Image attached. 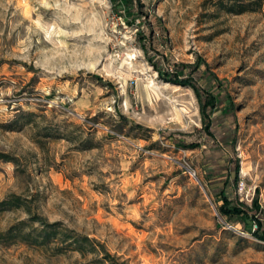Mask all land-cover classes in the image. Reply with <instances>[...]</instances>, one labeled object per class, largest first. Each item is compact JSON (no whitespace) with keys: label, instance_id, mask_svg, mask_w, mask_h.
<instances>
[{"label":"rangeland","instance_id":"374dc122","mask_svg":"<svg viewBox=\"0 0 264 264\" xmlns=\"http://www.w3.org/2000/svg\"><path fill=\"white\" fill-rule=\"evenodd\" d=\"M13 197L0 264H264V4L0 0ZM35 215L97 249L40 242Z\"/></svg>","mask_w":264,"mask_h":264},{"label":"trees","instance_id":"16d2710c","mask_svg":"<svg viewBox=\"0 0 264 264\" xmlns=\"http://www.w3.org/2000/svg\"><path fill=\"white\" fill-rule=\"evenodd\" d=\"M220 4L221 7L224 8L227 12L238 14L246 11L260 10L264 4V0H220ZM158 71L161 75H164V72L161 69H158ZM169 80L179 81L182 83L187 81V79H178L172 76L169 77ZM21 202L22 201L20 197H13L1 201L0 205L21 207L23 206ZM235 210L241 212L238 208H236ZM32 220H37L41 224V227H39V236L41 237L40 242L42 243H47L54 238L55 241L61 243L64 242L67 248L79 251L82 254H86L87 252H93L97 249L95 239L63 225L60 221L50 222L47 220L46 217L42 215L32 216ZM23 223H25V221H21V224ZM18 228L19 229H17V234H22L21 227ZM259 236L261 238H264V233H259Z\"/></svg>","mask_w":264,"mask_h":264}]
</instances>
